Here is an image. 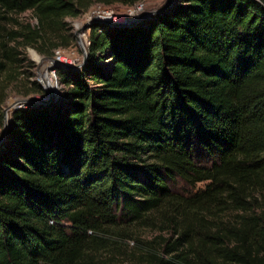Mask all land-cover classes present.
Masks as SVG:
<instances>
[{"label":"trees","instance_id":"trees-1","mask_svg":"<svg viewBox=\"0 0 264 264\" xmlns=\"http://www.w3.org/2000/svg\"><path fill=\"white\" fill-rule=\"evenodd\" d=\"M140 1L0 0V106L17 84L45 94L26 49L52 56L66 19ZM89 29L58 100L9 116L0 264H264V0Z\"/></svg>","mask_w":264,"mask_h":264},{"label":"rangeland","instance_id":"rangeland-1","mask_svg":"<svg viewBox=\"0 0 264 264\" xmlns=\"http://www.w3.org/2000/svg\"><path fill=\"white\" fill-rule=\"evenodd\" d=\"M169 0H142L134 6L127 7L122 5H111V6H103L101 4H93L87 12L82 14L81 16L75 19H66V21L70 24L71 32L73 33V41L71 45L67 48L58 49L54 52L52 56H44L40 55L33 49H26L25 54L29 61H31L34 65L31 72L33 73L32 81H36L44 90V95H30L27 97L23 96L25 88L20 84L16 86H12L7 89V97L5 102L0 106V114H3V123H4V113L5 110L12 104L18 103L15 107H13L8 112V119L11 113L17 108H23L25 106L20 103L24 100L29 99H42L45 97L46 101L51 102L58 100L63 87L59 83L57 77L58 68L64 67V65L68 64L71 67H77V69L81 68L83 63V52L82 47L80 45V41L83 45V48L87 51V45L85 44V39H88L90 34V27L93 25V21L96 20L97 16L106 17V14H110L114 17L112 20L115 24H123L125 19L128 18L129 22H135V19H139L142 14H151L160 9H162ZM21 17L26 19L32 24H35V20L32 19L30 13H25ZM86 27V29H83ZM60 57L57 61L56 57ZM56 59V60H55ZM24 70V69H21ZM28 71V69L26 70ZM28 73V72H27ZM55 75L57 80V86H55V79L53 77ZM45 87L48 91L45 90ZM51 95V98L48 95ZM48 102V103H49ZM20 104V105H19ZM3 127L0 123V139L2 137ZM201 160L203 158L201 157ZM171 188L178 192H188L191 191L189 187L184 185L181 181L177 180L175 183L170 184ZM204 184H198L192 190L201 189Z\"/></svg>","mask_w":264,"mask_h":264},{"label":"water","instance_id":"water-1","mask_svg":"<svg viewBox=\"0 0 264 264\" xmlns=\"http://www.w3.org/2000/svg\"><path fill=\"white\" fill-rule=\"evenodd\" d=\"M170 5H171V0H170V3L166 4L162 9H160V10L154 12V13H151V14H142V15L140 16V18L137 19L136 21H138V20H143V19H146V18H149L150 16H152V15H154V14H159V13L163 12L165 9H167ZM95 22H97V21L94 20L93 23H95ZM132 24H134V23H132ZM83 29H86V27H83ZM80 45H81V47H82V52H83V57H84V58H83V63H84V62L86 61L87 51L83 48V45H82L81 41H80ZM83 63H82V65H83ZM82 65H81V66H82ZM64 67H65V68H75V69H77V67H71V66H67V65H64ZM45 90L48 91L46 87H45ZM48 92H49V91H48ZM49 93H52V92H49ZM48 97L51 98V95L49 94ZM43 98H44V97H42V99H40V100H38V99L24 100V101H22L20 104L26 107L27 105H33V104L43 105V104L48 103V102L45 101ZM20 104H19V105H20ZM16 105H18V103H15V104L10 105V106L5 110V113H4L3 132H2V137H1V139H0V143L4 140L5 135H6V131H7V128H8V120H9V119H8V112H9L13 107H15ZM17 109H19V108H17Z\"/></svg>","mask_w":264,"mask_h":264},{"label":"built area","instance_id":"built-area-1","mask_svg":"<svg viewBox=\"0 0 264 264\" xmlns=\"http://www.w3.org/2000/svg\"><path fill=\"white\" fill-rule=\"evenodd\" d=\"M96 20L95 21H97V22H99V23H105V24H110V25H123V24H127L128 22V18H126L125 19V22L123 23V24H115V23H113L112 22V20L114 19V17L113 16H111L110 14L108 15V14H106V17H99V16H97L96 18H95ZM135 21H136V19H135ZM85 44L88 46L89 45V41H88V39H85ZM57 58V61L59 60V56L58 57H56ZM56 60V59H55ZM67 66H68V64H66ZM53 77H54V79H55V86H57V80H56V77H55V75H53ZM45 101H46V99H45V97L43 98ZM49 102V101H48Z\"/></svg>","mask_w":264,"mask_h":264}]
</instances>
